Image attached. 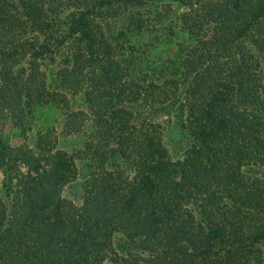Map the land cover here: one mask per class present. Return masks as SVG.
<instances>
[{
    "label": "trees",
    "instance_id": "trees-1",
    "mask_svg": "<svg viewBox=\"0 0 264 264\" xmlns=\"http://www.w3.org/2000/svg\"><path fill=\"white\" fill-rule=\"evenodd\" d=\"M172 3L190 43L138 75L119 36ZM263 52L264 0H0V131L63 115L38 152L0 136V264H264Z\"/></svg>",
    "mask_w": 264,
    "mask_h": 264
},
{
    "label": "rangeland",
    "instance_id": "rangeland-1",
    "mask_svg": "<svg viewBox=\"0 0 264 264\" xmlns=\"http://www.w3.org/2000/svg\"><path fill=\"white\" fill-rule=\"evenodd\" d=\"M170 3H165L168 5ZM154 9V8H153ZM161 9V8H159ZM183 7L179 3H172L171 7L168 9V14L165 16L161 24L157 27L150 26V23L146 25V31L143 34H128L125 33L121 38V42L127 41V45H133V48H126L124 54L128 55L130 53L129 59L131 64H135L136 74L143 75V73H148L153 65L160 64L168 58L175 57L177 50L182 46H187L190 42L186 40L185 35L180 30L179 15L182 13ZM123 24V23H122ZM121 23L112 22L110 25L106 26L110 31L114 33L121 32ZM150 26V27H149ZM125 30H128L124 27ZM131 37V38H129ZM130 51H127V50ZM260 61L262 63V71H264V52L260 56ZM60 59L58 58L57 64H52L50 66H44L43 71L47 75L48 84L52 91H55L57 87L56 72L58 68L61 67ZM139 62V65L137 63ZM151 67V68H150ZM142 70V74L139 72ZM70 104L74 109H81V98L80 96H75L74 99L71 98ZM137 111L141 115H145L142 108H138ZM160 118H154V120H159ZM63 115L61 108L57 104H49L43 107L36 108L32 119L30 120L29 126L25 131H21L19 128L14 127L10 123H7L0 131L1 138L9 143L10 145L16 147L27 144L34 151H39V143L43 136L51 133L53 135L59 133L62 129ZM174 141V140H172ZM83 139L79 136L74 137H61L58 142V149L72 151L73 149H78L82 147ZM81 182V180H80ZM76 183H79L78 181ZM65 197L74 201L77 205L82 204L83 189L76 184L68 186L64 191Z\"/></svg>",
    "mask_w": 264,
    "mask_h": 264
}]
</instances>
